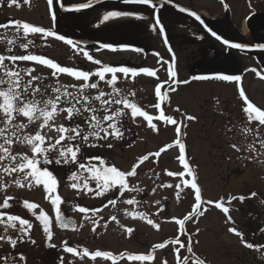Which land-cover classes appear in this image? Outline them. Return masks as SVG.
<instances>
[{"label": "rangeland", "instance_id": "obj_1", "mask_svg": "<svg viewBox=\"0 0 264 264\" xmlns=\"http://www.w3.org/2000/svg\"><path fill=\"white\" fill-rule=\"evenodd\" d=\"M214 2L216 1L197 0L196 5L205 11ZM248 12L244 7L240 11V17L243 19ZM6 64L10 68H18L14 64ZM63 65L67 66L64 63ZM31 68L33 69L32 76L42 78L34 83L47 87L49 92H51V87L59 85H67L69 89L74 88L75 92L77 90L75 88L81 84H97L96 81H90V79L85 82L65 78L61 74L53 76L52 72L40 65ZM169 77V71L164 75L163 70L158 78ZM27 78L30 79L29 76ZM99 84L98 87L102 85L106 90L111 89L106 81H100ZM146 89L151 90L152 84L147 85ZM94 91L96 88H92V92ZM161 95L164 96L163 100L158 96L141 97L139 94L118 97H126L138 107L145 109V112L153 118L151 124L155 125L152 127L148 121H143L144 117L133 118L130 110L125 109L126 113L128 111L127 118L131 116V120L135 122L132 128L122 130L123 136H127L130 142V146L126 149L116 150V145H120L118 139L108 136L105 139L90 138L89 144L96 146L84 145L77 163L57 164L55 160L58 158V153L55 151L49 156L50 163L44 164L43 157H39L40 166L47 167L58 181L57 188L51 194L45 192L42 184H32L29 187L23 181V173H13L8 176L0 171V177H2L0 204L7 197L13 198L9 201L10 207L3 211L0 210V213L5 212V221L7 215L19 214L29 218L35 217L33 225L35 229L31 235L34 243H31L35 248L33 255L38 254L36 256L38 260L46 257L48 259L51 251L54 253V250L59 249V252L49 257L54 264H113L111 258L96 257L93 259L85 254V250L92 253L97 250L112 253L116 257L115 264H165V261L166 264H194L196 258L204 264H264V168H254L255 163L253 167L246 168L247 162L253 164L249 162L247 156H243L252 154L246 150V146L250 143H246L247 141H244L242 145L234 143L241 148V151H237L230 143L208 138L215 136L217 131L222 133L218 125L210 124L205 127L202 120L196 123L194 119H187L189 116L194 118L196 115L202 116L201 112L204 109L200 108L198 111L199 108L196 107L197 104L204 107L205 103L202 99L199 98L198 103L196 101L190 103L192 100H188L187 97H176L174 87H168V85L163 87ZM105 98L108 96L106 95ZM92 103L99 104V101L92 100ZM156 104H160L161 107L156 108ZM63 106L67 107V105ZM111 107L115 110L123 106L112 105ZM210 107L212 108L213 104ZM161 114L172 117L177 123L172 124L161 119ZM61 116L65 119L66 113ZM21 121L27 122L23 116L18 117L17 122ZM40 123L41 121H37L30 124L24 130L25 133L35 134L41 131V134L48 138L46 144L54 143L59 133L54 128L41 129ZM250 124L256 123L251 122ZM245 125L242 123L240 127L244 129ZM68 127L71 126L68 125ZM83 127L87 129L86 125ZM177 127L181 129L179 134L176 132ZM177 140L185 145V161L191 169H194L195 182L201 193L202 202L199 205L195 200V189L191 188L193 176L184 169L179 160L180 151ZM72 143L81 144L82 142L77 140ZM169 145L171 147H168ZM13 152H22L30 158L33 156L26 145H13ZM157 152L160 153L159 156L154 155ZM145 156H148V159L142 160ZM94 157H99L104 164L101 165L99 160L91 159ZM80 163L95 164L98 167L115 166L124 172H129L133 166L139 165L136 174L126 179L129 188H138L140 191L123 190L121 194L117 186L108 190L104 195L97 196L95 193L100 189L97 188L96 181L91 178V173L79 168ZM72 172L78 173V180H69L68 177ZM16 179H21L25 186L16 185L13 182ZM85 181H87L86 188L83 187ZM73 182L80 186L72 188L70 185ZM252 193L256 195L253 196ZM57 194L63 201L60 209L70 212L81 223V227L76 231L71 232L58 228L55 207L51 204V199ZM230 197H235V199L230 200ZM239 197H245V199L241 201ZM128 199H135L137 203L129 205ZM109 200H115L116 203L110 204ZM159 200H162L158 205L162 209L160 207L152 209L143 204L144 201ZM24 201L34 203L38 207L29 210L23 207ZM217 203H222L229 211L225 213L222 208L216 207ZM80 207L88 211L82 213L79 211ZM40 211L49 216L51 239L47 237L43 225L36 218ZM138 213H143L144 218L141 219ZM189 215L191 219L186 220L183 226L178 224L177 221ZM113 216L116 217L115 220L112 219ZM148 220H152L153 223L149 224ZM5 227L4 223H0V229L3 231L0 232V236L6 237L3 240L6 244L10 239L17 241L19 236L25 234L19 230V222H16L15 228L8 226L6 232ZM129 228L133 229L132 233L127 231ZM231 228H236L242 236L230 231ZM177 238L180 243H176ZM161 243L165 244V247H154ZM248 243H251L253 247H247ZM42 244H45V249H43L47 250L45 253H40L39 246ZM181 244L184 246L182 247ZM49 245H54V247ZM5 246L8 248L9 245ZM18 246L17 242L13 247L18 248ZM68 246L74 248L76 253L66 251ZM188 247H191V252L188 251ZM176 249H179V254ZM122 253L125 255L121 256ZM58 254L63 255L60 261H58ZM136 254H152L153 259L148 261L128 259V255ZM185 257L188 258L186 262Z\"/></svg>", "mask_w": 264, "mask_h": 264}, {"label": "flooded vegetation", "instance_id": "obj_2", "mask_svg": "<svg viewBox=\"0 0 264 264\" xmlns=\"http://www.w3.org/2000/svg\"><path fill=\"white\" fill-rule=\"evenodd\" d=\"M171 1L190 12L156 5L160 22L166 32L165 39L162 28L159 23H156L155 7L134 2V0H128V2L126 0H91L89 7L79 10H76L77 7L89 3V0H51V4L49 0H15V2L0 0V25H8V27H0V55L32 54L45 57L63 67L92 73L90 81H96L97 85H100V81L107 82L111 79V73H106L104 80H100L95 75V72L104 66L117 69L120 67L149 69L153 75L139 71L135 76L131 73L127 75L115 73L116 87L120 90V96L139 94L141 97H153L157 96L155 92L157 86L162 91L163 87L168 85V87H174L176 97H187L188 100H192L190 103L194 101L198 103L202 99L205 103L204 107L200 104L196 107L199 108L198 111L200 108L204 110L201 112L202 116L195 114V122L199 123L202 120L205 127L210 124L218 125L222 132L217 131L215 136L208 138L241 145L244 141H247L246 143L255 141L257 151L251 152V155H243L253 163L247 162L246 168L253 167L254 163V168H264V164L260 163L264 160V156L258 155L263 153L258 141L264 139V126L256 121L252 122L256 124L248 122L247 115L243 111L246 104L240 95V91L243 90L249 102L264 110V52L254 51L264 45V26L260 25L259 20L264 16L262 4L264 0H215L216 2L205 11L197 7V0ZM244 7L249 12L242 19L240 11ZM110 11L129 13V15L105 21L103 17ZM254 16L259 17L253 18ZM13 21L27 22L33 26L54 31L58 36L72 40L74 45L41 33H29L25 36L22 27L17 31L15 25L11 23ZM132 21L134 23H130ZM212 32L242 47L238 50L230 49ZM23 44H27L28 47H21ZM105 45L112 47L107 48ZM84 53L90 55L92 60H89ZM96 61L100 63L97 64ZM6 63L14 64L18 67L16 69H32L31 67L40 65L49 72H53V69L35 61L13 63L5 60ZM170 68L176 74L174 77L169 73V78H158L163 70L165 75ZM60 74L65 78L76 80L68 74L58 73ZM22 75L25 81L29 79L26 72H22ZM221 75L240 76L241 79L226 81L216 78ZM196 77L207 78L197 79ZM183 81L188 83H182ZM148 83L152 84L151 90L146 89ZM73 90L74 88H68L70 92H74ZM83 91L87 96H96L99 91L109 94L112 92V86L110 90L104 89L101 85L94 92L92 88H86ZM146 91L149 92L146 93ZM48 94L52 95L49 91ZM211 104H213L212 108ZM150 105L152 106L153 103ZM93 106L99 107V104H93ZM130 117L127 118L125 115L122 118L121 131L132 128L135 124ZM58 122L66 127L76 123L84 126L82 119L68 121L63 119V116ZM242 123L246 124L244 128L252 129V133L242 134L240 127ZM226 129H231V132L228 130L224 132ZM128 141L125 135L122 139H118V144L120 143L121 146L116 145V150L126 149L130 146ZM242 160L246 161L245 158ZM161 202L162 200L144 201L143 204L145 207L157 209ZM65 214L68 217L73 216L66 210ZM8 244L12 247L0 248V264H54L49 257L59 250H54V253L51 251L48 259L46 257L35 260L34 257L37 254L33 255L34 250L14 248L10 242ZM61 254L57 255L58 261L63 256Z\"/></svg>", "mask_w": 264, "mask_h": 264}, {"label": "snow or ice", "instance_id": "obj_3", "mask_svg": "<svg viewBox=\"0 0 264 264\" xmlns=\"http://www.w3.org/2000/svg\"><path fill=\"white\" fill-rule=\"evenodd\" d=\"M15 2V0H12ZM128 2V0H126ZM134 2L142 3V4H151L152 0H134ZM51 4V0H49ZM91 0L87 4H81L77 7L76 10L80 8L89 7ZM123 15H129V13H122L119 11H110L107 12L103 19L105 21L120 17ZM192 15H196L192 13ZM197 19L199 17L197 16ZM17 28V31L22 27L23 33L27 36L29 33H41L45 36H53L59 40L65 41L69 45H74V42L70 39H67L64 36H58L54 31L46 30L42 27L33 26L27 22L13 21L11 22ZM159 23V20L156 21ZM0 27H8V25H0ZM163 29H161L162 31ZM214 36L215 33H212ZM12 43V41H8ZM31 43V42H29ZM225 44L228 41H224ZM23 48H27V44L21 45ZM107 48H111V45H105ZM233 47L240 48L241 45H233ZM261 47H264L262 45ZM139 51V50H137ZM85 56L89 60H92V57L87 53H84ZM5 60H10L13 63L16 61H35L42 65H45L51 69H53L52 75L56 76L58 73L68 74L70 76L75 77L77 80H83L85 82L89 81L92 73L87 71H80L70 67H63L58 63L54 62L51 59H47L45 57L37 56V55H0V171L3 172L4 175L11 176L13 173H23V181L27 183L30 187L32 184L43 185V188L46 193L51 194L55 191L58 185V181L56 177L53 175L51 171L48 170L47 167L40 166L39 157H43L44 164L50 163L49 156L55 151L58 153V158L55 160L57 164L64 163H77L78 158L81 154V148L84 145L88 146H96L94 144H89L90 138L95 139H105L108 136H112L115 139H122L123 133L121 131V120L127 114L125 109L130 110L131 116L133 118L140 116L144 117L150 124V126L155 127V125L151 124L152 116H150L147 112L143 111L140 107L137 106L136 103L131 102L128 98H118L120 97V90L116 87L117 76L115 73L120 72L125 75L131 73L133 76L137 75V72L147 73L149 75H153V73L149 69H130L127 67L113 68L104 66L97 72L95 75L99 77L100 80L105 79L106 73H111V79L107 81L108 84L112 86V92L106 94L103 91H99L98 95L93 98H89L84 94V89L86 88H98L96 83H84L79 85L75 92L68 91L67 85H59L56 87H51L52 95L48 94L47 87H41L39 83H34V81H39L42 78L39 76H32L31 72L33 69H13L10 68L7 64H5ZM99 64V61H96ZM22 72H26L30 77L27 81L24 80V76ZM170 76H175V72L172 69H169ZM197 79H206L207 77H196ZM218 79H223L226 81H239L241 79L240 76H229V75H221L217 76ZM182 83H188V81H183ZM75 87V86H72ZM156 95L160 97L162 100L164 96L161 95V89L159 86L155 89ZM106 95L108 98H105ZM241 97L244 98L246 107H244L243 111L247 115V120L249 123L256 121L259 125L264 126V110L255 106L253 103L247 100L243 90L240 91ZM92 100L99 101V107H94ZM63 105H67L64 107ZM112 105H122L123 107L117 108L115 110L112 109ZM156 108H160V104L155 105ZM62 113H66L65 119L68 121H73L75 119H82L84 125L87 126V129L82 127L80 123H76L74 126L66 127L63 123H58V117ZM23 116L26 123L21 121L17 122L18 117ZM161 119L171 122L172 124H176L177 121L172 119L170 116H164L161 114ZM187 119H195L194 117H187ZM41 121L40 128H48L55 129L59 136L55 140L54 143L46 144V140L48 139L45 135L41 134V131H37L35 134H26L25 129L29 127L30 124ZM106 125V126H105ZM231 129H229L230 131ZM181 131L180 127L176 128V132L179 134ZM103 133V135H101ZM252 133V129L244 128L242 129V134ZM81 141V144H73L74 141ZM64 142V143H62ZM179 144V160L183 164L184 169L188 171L190 175L193 176V180L191 182V188L195 189V200L197 205H199L201 201V193L200 189L195 182V172L194 169L189 167V164L185 161L184 151L185 145L177 140ZM255 141L246 146V150L248 152H256L257 149L255 147ZM260 148L264 149V139H260L258 141ZM13 145H21L28 146L33 153V156L30 158L27 154L22 152H13ZM235 150L241 151V148L236 145H231ZM108 147H112V145H108ZM168 147H171L169 145ZM163 151V149L161 150ZM153 155V154H150ZM155 156H159L160 153L157 152L154 154ZM258 155H264V153H258ZM91 159L99 160L100 164L103 165L104 161L100 160L99 157H94ZM148 156L142 158V160H147ZM8 163L5 164L4 162ZM142 162V161H141ZM260 163L264 164V160L260 161ZM139 165L133 166V169L129 172H124L116 168L115 166H107V167H98L95 164H84L80 163L79 168L82 170H87L92 174L91 178L96 181L97 188L100 191H97L95 194L97 196L104 195L111 188L119 187L121 190V194H123V190L130 191H140L138 188H129L127 183V177L134 176L136 174V167ZM172 175V173H169ZM69 180L76 181L78 180V173L72 172L69 175ZM2 180V177H0ZM18 186H25L22 183L21 179H16L13 181ZM6 187L7 185H3ZM72 188H77L80 185L73 182L70 185ZM83 187H87V181L83 184ZM90 190V189H89ZM251 195H256L252 193ZM13 199L12 197H7L3 200V203L0 204V208L7 209L10 207L9 201ZM231 199H235V197H230ZM241 201L245 199V197H239ZM62 198L57 194L53 199H51V204L55 207L56 211V220L61 224L62 227H66L64 217L61 214L60 204L62 203ZM110 204H115V200H109ZM127 203L132 205L137 203L135 199H128ZM213 203V202H209ZM23 207L32 210L36 209L38 206L34 203H30L28 201L23 202ZM216 207L222 208L225 213L229 211L227 207H224L222 203H217ZM79 211L84 213L87 212L88 209L80 207ZM35 215V213H33ZM141 219L144 218L143 213H138ZM5 213H0V223H4L6 225L5 232L7 231L8 226L12 228L16 227V222H19L20 231L27 233L32 228V223L28 219H23L17 215H7V220H4ZM40 223L43 225V230L46 233L47 237L51 239L52 232L49 227V216L40 211L39 215L36 217ZM113 220L116 219L115 216L112 217ZM191 219V216H185L183 219L177 221L179 225L183 226L186 220ZM229 219H231L229 217ZM149 224H152V220H148ZM157 227H159L157 225ZM230 231L236 233L237 235H241L236 228L229 229ZM129 233H132L133 229H127ZM6 239L5 236H0V240ZM10 239V238H9ZM10 243L15 246L17 241L14 239H10ZM34 243V241H33ZM176 243H180L177 238ZM50 247H54V245H49ZM183 247L184 245L181 244ZM247 247L252 248L253 245L251 243L246 244ZM155 248H163L165 244H157L154 246ZM66 251L73 253L75 249L72 247H67ZM177 254H179V249H176ZM188 251L191 252V247H188ZM85 254L89 257L95 259L96 257L103 258H111L113 260V264H115L116 257L113 256L112 253L103 252L97 250L96 252H88L85 250ZM124 256L125 254H120ZM129 260L135 261H148L152 260L153 256L150 254H136V255H128ZM187 257L184 258V261H187ZM166 264V261H165ZM194 264H204L199 258H196Z\"/></svg>", "mask_w": 264, "mask_h": 264}, {"label": "water", "instance_id": "obj_4", "mask_svg": "<svg viewBox=\"0 0 264 264\" xmlns=\"http://www.w3.org/2000/svg\"><path fill=\"white\" fill-rule=\"evenodd\" d=\"M96 2H99V1H96ZM150 5H153L154 7L156 5H161V6L164 5V7H167V8H171V9H181V10L186 11V13L187 12H190L189 10H187L185 8L183 9L179 5L173 3L172 1H169V0H161L159 2H155V1L152 0V3ZM258 17L259 16H254L253 18H258ZM157 20H159L158 13H157ZM259 20L261 21L260 22V25L261 26H264V16L262 18H260ZM159 24H160V21H159ZM160 26H161V24H160ZM212 33H214V32H212ZM164 34H165V32H164ZM215 37L218 40H220L222 43H224V41H228L227 44L224 43L228 48L233 49V50H238L239 49V48L233 47V45H236V44L233 43V42H230L228 39L226 40L225 37H221V36H219L217 34L215 35ZM254 51L255 52H264V48L263 47H259L258 49L254 50ZM61 214L64 217V220H65V223L67 224V226L66 227H62L61 224L56 220L57 225H58V228L61 229V230H68V231H71V232L72 231H76L78 229V221L74 217H68V216H66V214H65V212H64L63 209H61ZM55 217H56V212H55Z\"/></svg>", "mask_w": 264, "mask_h": 264}, {"label": "trees", "instance_id": "obj_5", "mask_svg": "<svg viewBox=\"0 0 264 264\" xmlns=\"http://www.w3.org/2000/svg\"><path fill=\"white\" fill-rule=\"evenodd\" d=\"M3 209L4 208H0V210H2L3 211ZM2 213H5V212H2ZM33 215V214H32ZM17 216H20L19 214L17 215ZM6 217V216H5ZM20 217H22L23 219H28L31 223H32V228H31V230L29 231V232H27V233H25V234H22L21 236H19L18 237V240H17V242H18V248L19 249H26V250H33V249H35L34 248V245H33V243H31V242H33L34 240L32 239V237L33 236H31V235H33V233H32V231H33V229H35V226H33L34 225V218H29V217H26V216H24V215H21ZM38 221V220H37ZM1 224H3V223H1ZM41 227V226H40ZM0 232H3V231H1V229H0ZM10 242V241H9ZM8 242V243H9ZM5 244V242L3 241V240H0V248L1 249H5L6 248V246L4 245ZM9 245V244H8ZM45 244H42V246L40 245L39 246V248L41 249V252L40 253H45L44 251L45 250H43V249H45V246H44ZM12 247V246H11ZM10 247V245L8 246V248H11ZM68 247H70V246H68ZM38 255V254H37ZM43 254H41V256H42ZM35 258V260H38V258L35 256L34 257ZM44 259V258H43Z\"/></svg>", "mask_w": 264, "mask_h": 264}]
</instances>
